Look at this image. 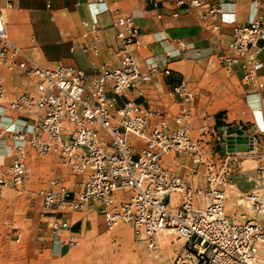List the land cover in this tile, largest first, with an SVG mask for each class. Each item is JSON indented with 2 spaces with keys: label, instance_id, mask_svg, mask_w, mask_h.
Returning <instances> with one entry per match:
<instances>
[{
  "label": "built area",
  "instance_id": "2783aa9c",
  "mask_svg": "<svg viewBox=\"0 0 264 264\" xmlns=\"http://www.w3.org/2000/svg\"><path fill=\"white\" fill-rule=\"evenodd\" d=\"M177 3L205 7L206 16L215 20L223 13L221 4L207 0ZM88 6L90 17L81 26L90 44L82 51L97 57L100 17L109 6L102 0ZM113 26L117 65H95L97 73L89 82L83 69L70 64L40 66L10 39L0 9V70L18 72L35 85L34 92L6 102V87L0 81V125L13 137L11 144H0L3 155L12 158L7 168L10 181L0 177V184L15 189L23 185L27 149L32 148L39 155L55 157L69 174L79 177L78 191L52 179L38 192L52 215V234L58 237L60 231H69L71 247L77 244V235L64 216L99 203L108 229L127 223L134 236L155 251L158 234L175 231L184 243L172 264H264V164L258 168L256 190L248 195L259 217L231 220L225 211L224 187L231 164L243 153L236 150V138L218 118L205 112L196 134L192 133L195 95L184 79L172 89L181 99L176 115L132 100L118 106V96L136 89L140 82L151 81L159 67L150 65L143 71L136 61L131 48L140 45V32L132 16L118 15ZM262 38L264 15H254L246 25L232 28V39L221 57L228 72H242L243 85L253 94H257V71L262 64ZM163 73L168 75L170 70ZM31 112L38 116L21 117ZM3 117L9 122L3 123ZM254 117L255 130L248 136L250 150L264 135V127ZM182 153L192 159L188 176L176 174L166 163L168 157ZM201 175L204 183L194 184ZM173 195L175 204H171Z\"/></svg>",
  "mask_w": 264,
  "mask_h": 264
},
{
  "label": "crops",
  "instance_id": "0c3cea01",
  "mask_svg": "<svg viewBox=\"0 0 264 264\" xmlns=\"http://www.w3.org/2000/svg\"><path fill=\"white\" fill-rule=\"evenodd\" d=\"M97 1L0 0V9L4 11L10 39L26 49L40 66L54 68L61 63L70 64L83 69L89 82L97 73L95 65L98 67L103 62L117 65L114 21L118 15H130L140 32V45L131 48L136 61L143 71L156 65L159 72L153 74L151 81L140 82L136 89L118 96V106L132 100L176 115L181 99L172 89L184 79L195 95L193 134L201 124L203 112L211 117L224 111L218 118L223 127L229 131L243 129L246 136L255 130V114L258 124L264 127V49L259 52L262 64L257 71V94L243 85L239 69L231 72L227 79L221 62L232 39V28L246 25L254 15H264V0H207L209 4L222 6L223 13L216 20L206 16L205 7L177 3L190 0H102L109 11L100 17V52L95 57L82 51L90 44V39L82 36L81 21L90 17L89 3ZM259 45L264 47V38ZM164 69H169L170 74H164ZM0 81L6 87V102L35 91L34 83L18 72L1 69ZM232 84L241 86L233 98L225 93ZM6 114L20 117L9 111ZM37 116L38 113L32 112L21 115ZM2 122L8 123L9 119L3 117ZM12 141V134L0 125V144L8 145ZM3 152L0 148V177L10 181L7 168L12 158ZM61 167L55 157L42 156L28 148L27 176L23 185L15 189L0 184V258L4 256L9 264H74L77 244L69 245L70 232L67 230L54 237L49 228L52 215L38 195L52 179L68 182L71 190L78 191L79 177ZM175 200L173 195L171 204H175ZM99 213L100 204L94 203L87 217L75 218L73 213L63 220L70 222L71 232L78 236L91 218L101 217ZM18 219L27 225L22 240L24 249L20 254L11 249L22 239V233H18L22 229L15 227Z\"/></svg>",
  "mask_w": 264,
  "mask_h": 264
},
{
  "label": "rangeland",
  "instance_id": "374dc122",
  "mask_svg": "<svg viewBox=\"0 0 264 264\" xmlns=\"http://www.w3.org/2000/svg\"><path fill=\"white\" fill-rule=\"evenodd\" d=\"M223 69L226 78L230 79V72L224 67ZM239 87L241 88L238 84L235 86L232 84L225 93L233 98V95L238 94ZM224 113L221 111L210 118H219ZM166 161L176 174L188 176L192 159L187 153L168 157ZM263 164L264 136H261L251 150L241 153L237 162L230 166V172L226 178L227 185L224 189L225 211L231 220L245 221L259 217L252 210L248 195L256 190L258 168ZM201 170L204 171V167H201ZM66 179L70 178L66 176ZM204 179L205 177L201 175L194 179V184L201 185ZM66 185L68 186L69 183L66 182ZM89 209L75 213V218L87 217ZM99 215H101L99 219L91 218L89 224L78 234L77 246L74 248V264H172L176 253L183 248L184 241L180 240L173 230H163L158 234V247L155 251L134 236L131 225L121 223L110 230L102 214L99 213ZM15 227L22 229V232H18L22 233V239L21 242H15L11 249L20 254L24 249L22 240L26 236L27 225L18 219ZM0 264H9V261L3 256L0 258Z\"/></svg>",
  "mask_w": 264,
  "mask_h": 264
},
{
  "label": "water",
  "instance_id": "95a60500",
  "mask_svg": "<svg viewBox=\"0 0 264 264\" xmlns=\"http://www.w3.org/2000/svg\"><path fill=\"white\" fill-rule=\"evenodd\" d=\"M230 135H236V141H237V151L245 152L249 150V138L245 135V132L243 129L231 131Z\"/></svg>",
  "mask_w": 264,
  "mask_h": 264
}]
</instances>
